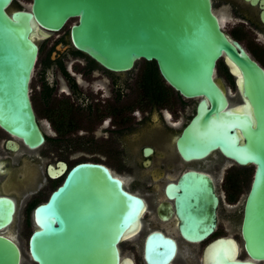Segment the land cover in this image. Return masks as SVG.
Masks as SVG:
<instances>
[{"label":"water","instance_id":"95a60500","mask_svg":"<svg viewBox=\"0 0 264 264\" xmlns=\"http://www.w3.org/2000/svg\"><path fill=\"white\" fill-rule=\"evenodd\" d=\"M0 0V128L29 148L44 136L30 98L38 58L39 27L55 30L70 18L74 45L114 71L139 59L154 60L164 80L184 97H199L195 113L176 143L185 160L219 149L231 162L252 165L243 203V247L264 264V68L221 30L210 0H30L13 6ZM225 54L243 93L240 109L225 108L227 97L214 78ZM6 146L16 148L10 138ZM62 167L65 163L62 162ZM55 175L54 172H51ZM174 197L179 229L189 242L215 227L219 202L213 178L184 169L166 185ZM169 193V192H168ZM143 197L124 186L103 162L81 160L33 209L28 252L36 264H135L120 243L141 225ZM15 202L0 193V264H23L20 244L3 232L13 221ZM141 227V226H140ZM145 264H178L176 240L159 230L143 238ZM206 264H256L236 258L232 237L204 248Z\"/></svg>","mask_w":264,"mask_h":264},{"label":"flooded vegetation","instance_id":"af4514ba","mask_svg":"<svg viewBox=\"0 0 264 264\" xmlns=\"http://www.w3.org/2000/svg\"><path fill=\"white\" fill-rule=\"evenodd\" d=\"M210 1L225 35L264 68V0ZM67 22L59 29L39 27L36 31L38 58L36 73L30 80V98L43 142L29 148L0 128V193L15 202L12 224L28 221V207L36 201L33 214L34 207L47 198L42 196L53 180L62 175V181L67 168L81 161L69 164L70 157L84 154L113 157L118 163L116 167L100 162L145 201L140 229L146 231L145 235L159 230L173 237L179 247L176 257L179 264H206L204 248L217 237L235 240L236 258L262 264V259L251 257L243 247L240 227L244 200L241 206L236 203L249 172L230 169L234 162L224 165L228 158L219 149L202 159L185 160L177 146V137L195 113L199 97L182 96L164 80L158 68L162 89H151L153 84L144 75L146 63L138 74H126L138 60L124 71L104 67L74 45L71 24L67 26ZM214 78L227 97L225 108L240 109L243 93L238 75L232 72L225 54L217 59ZM194 98L197 99L194 112L184 122ZM8 138L17 144L16 148L6 146ZM187 168L207 172L214 180L219 198L215 227L199 242H189L181 234L174 197L170 189L166 190V185L176 182ZM252 173L253 166L251 177ZM248 187L247 184V190ZM3 232L12 236L5 229ZM201 242L205 243L198 257Z\"/></svg>","mask_w":264,"mask_h":264},{"label":"rangeland","instance_id":"374dc122","mask_svg":"<svg viewBox=\"0 0 264 264\" xmlns=\"http://www.w3.org/2000/svg\"><path fill=\"white\" fill-rule=\"evenodd\" d=\"M30 3V0H14L13 6H28ZM76 20L75 17L70 18L67 22V26H69L72 22H74ZM146 63V61L144 59H139L134 68H132L130 71L125 72L126 74H138L141 70V67H143V65ZM147 64V63H146ZM36 69H37V65L35 66L34 70H33V75H32V79L36 73ZM30 87H31V82H30ZM31 94V91H30ZM196 98L192 99V109L191 112L189 113L188 117L185 118L184 122H186L189 118V116L194 112V107H195V103H196ZM39 110V109H38ZM6 136V135H4ZM99 160V161H103L105 163H107L109 166L115 165V167L117 166V161L116 159L114 160L113 157H93V156H89V154H84V156H77V157H70L69 160V164H72L73 162L77 161V160ZM228 163L230 164L231 161L228 159L224 160V165ZM236 165V164H234ZM232 166L230 169L236 168V169H244L247 170V172H249L247 178H246V185L243 189H241V191L239 192L240 194L238 195V200H237V204H239L240 206L243 203L244 197L246 195V190H247V184L249 185L250 179H251V170H252V166L251 165H245V166ZM216 168V167H213ZM223 168V167H221ZM62 175L59 178H56L53 180V182L46 188L44 195L42 196V199H45L50 190L54 187V185H56L58 182L61 181ZM129 179L131 181L133 180V177H129ZM137 191L141 192L142 194H144V191H142L141 189H138ZM36 203V201L34 203H32L28 209H27V215H28V221H23V223L21 224H12L10 225L8 228H6L5 230L11 234L12 236H14L15 238H17L16 240L18 241V243L21 246L22 249V254H23V264H36L34 261L31 260L29 252H28V237L30 234V231L33 229L34 227V220L32 217V207L33 205ZM146 231L143 230L142 228L139 230V232L134 235L131 238H127L124 239L121 243H120V248H121V253L123 256H130L135 264H145L143 257H142V253H143V238L145 236ZM204 243L205 242H201L199 243L198 247H197V255L198 257L201 254V251L204 247ZM176 263L179 264V262L176 261Z\"/></svg>","mask_w":264,"mask_h":264},{"label":"trees","instance_id":"16d2710c","mask_svg":"<svg viewBox=\"0 0 264 264\" xmlns=\"http://www.w3.org/2000/svg\"><path fill=\"white\" fill-rule=\"evenodd\" d=\"M147 63V68L146 71L144 73L145 77H148L151 85L153 84L152 87H150L151 89L153 88L154 90H160L162 89V81L159 77L158 71H157V67L155 65L154 60H150V61H146Z\"/></svg>","mask_w":264,"mask_h":264},{"label":"bare ground","instance_id":"6f19581e","mask_svg":"<svg viewBox=\"0 0 264 264\" xmlns=\"http://www.w3.org/2000/svg\"><path fill=\"white\" fill-rule=\"evenodd\" d=\"M39 30V29H38ZM141 226V225H140ZM140 226H139V228H137L135 231H133V232H131V233H129L126 237H125V239H127V238H131V237H133L134 235H136L138 232H139V230H140ZM238 245V244H237ZM143 251V250H142ZM143 254V253H142ZM123 256V255H122Z\"/></svg>","mask_w":264,"mask_h":264}]
</instances>
